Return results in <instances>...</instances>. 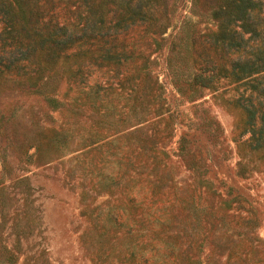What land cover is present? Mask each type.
<instances>
[{
    "label": "rangeland",
    "instance_id": "374dc122",
    "mask_svg": "<svg viewBox=\"0 0 264 264\" xmlns=\"http://www.w3.org/2000/svg\"><path fill=\"white\" fill-rule=\"evenodd\" d=\"M197 18L167 0L166 39L135 28L141 54L117 76L2 74L0 264H264V68L172 73L171 40Z\"/></svg>",
    "mask_w": 264,
    "mask_h": 264
},
{
    "label": "trees",
    "instance_id": "16d2710c",
    "mask_svg": "<svg viewBox=\"0 0 264 264\" xmlns=\"http://www.w3.org/2000/svg\"><path fill=\"white\" fill-rule=\"evenodd\" d=\"M166 5L167 0H0V77L38 73L43 81L51 73H72L81 80L92 68H110L117 76L121 60L141 54L133 52L135 28L140 37L166 39L160 35ZM191 6L198 18L183 22L171 40L172 73H180L178 61L195 68L191 81L207 85L214 73L237 77L264 68V0H191ZM200 21L213 26L196 31L193 24ZM140 67L147 70L145 62ZM183 79L174 77L179 86ZM44 82L37 92L53 109L55 98ZM244 108L251 121L253 104Z\"/></svg>",
    "mask_w": 264,
    "mask_h": 264
}]
</instances>
